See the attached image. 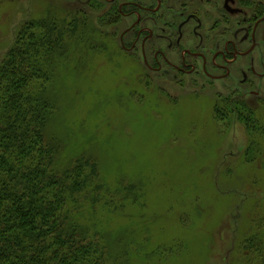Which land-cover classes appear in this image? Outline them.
I'll list each match as a JSON object with an SVG mask.
<instances>
[{
  "label": "rangeland",
  "instance_id": "1",
  "mask_svg": "<svg viewBox=\"0 0 264 264\" xmlns=\"http://www.w3.org/2000/svg\"><path fill=\"white\" fill-rule=\"evenodd\" d=\"M120 29L98 3L0 0V61L40 35L36 78L53 103L42 137L56 168L91 158L105 189L79 195L72 219L116 264H257L264 96L231 109L215 95L223 82L147 75Z\"/></svg>",
  "mask_w": 264,
  "mask_h": 264
},
{
  "label": "trees",
  "instance_id": "2",
  "mask_svg": "<svg viewBox=\"0 0 264 264\" xmlns=\"http://www.w3.org/2000/svg\"><path fill=\"white\" fill-rule=\"evenodd\" d=\"M29 36L20 53L0 61V264H116L100 238L71 217L79 195L93 187L99 200L104 188L91 158L56 168L54 147L42 137L53 103L36 78L40 35ZM223 100L231 109L247 107L232 96Z\"/></svg>",
  "mask_w": 264,
  "mask_h": 264
},
{
  "label": "flooded vegetation",
  "instance_id": "3",
  "mask_svg": "<svg viewBox=\"0 0 264 264\" xmlns=\"http://www.w3.org/2000/svg\"><path fill=\"white\" fill-rule=\"evenodd\" d=\"M76 1L100 4L105 23L121 27L119 46L147 75L213 90L223 82L215 95L245 103L264 96V0Z\"/></svg>",
  "mask_w": 264,
  "mask_h": 264
}]
</instances>
